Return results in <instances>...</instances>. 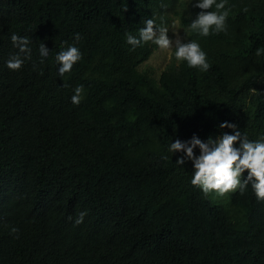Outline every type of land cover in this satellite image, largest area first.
I'll return each mask as SVG.
<instances>
[{"label":"trees","instance_id":"1","mask_svg":"<svg viewBox=\"0 0 264 264\" xmlns=\"http://www.w3.org/2000/svg\"><path fill=\"white\" fill-rule=\"evenodd\" d=\"M195 3L0 0V264H264V200L251 184L229 193L232 220L192 186V162L168 152L193 134H232L224 122L264 137V0H228L227 32L208 37L185 33ZM161 16L200 43L209 71L175 56L157 76L138 69L158 46L130 50L126 34ZM13 33L32 50L15 71ZM70 45L82 58L60 77L55 57Z\"/></svg>","mask_w":264,"mask_h":264},{"label":"clouds","instance_id":"2","mask_svg":"<svg viewBox=\"0 0 264 264\" xmlns=\"http://www.w3.org/2000/svg\"><path fill=\"white\" fill-rule=\"evenodd\" d=\"M228 0H196L194 7L201 11L185 31L195 33L201 37L209 35H218L221 32H227V19L230 8H227ZM166 7V5H161ZM214 9V10H212ZM247 11V8L244 9ZM160 24L157 25L155 18L146 19L144 27L138 29V36L132 35L131 32L126 34V42L131 45L130 50H135L143 44L152 43L161 50L175 49L174 56L177 62H186L189 68L199 69L201 72L210 70V63L206 52L201 48L197 40L191 39L184 42L177 30H172L175 40L169 38V28L165 26L164 17L161 16ZM77 41L80 39L79 33L74 37ZM14 47L18 52L12 55L7 61V67L10 70H20L25 60H30L31 41L28 37L18 36L13 33L10 37ZM66 43V42H65ZM39 54L41 63L43 58L49 54V49L44 43L39 45ZM262 54L261 49L256 50V55ZM82 58L81 52L76 46H68L66 50H61L55 57L60 67L58 74L63 77L65 73L72 70ZM64 86H67L66 84ZM74 95L71 102L79 105L83 99V86H77L74 89ZM220 128H230L232 134L227 132L222 135L209 136L207 140H202L196 134L186 141L176 139L171 142L168 152L183 153L177 158L176 164L183 166L186 161L193 164V175L191 184L203 191L207 196L215 192L218 196L223 197L230 192L239 190L243 194L249 184L258 200H264V137L259 140L251 141L246 133H242L236 124L224 122L219 125ZM237 143L239 146H237ZM199 149V155L195 149ZM167 159V157H164ZM247 171V177L242 180V174ZM86 211H81L74 223L79 225L83 222ZM71 219V217H69ZM12 233H18V229L11 228Z\"/></svg>","mask_w":264,"mask_h":264},{"label":"rangeland","instance_id":"3","mask_svg":"<svg viewBox=\"0 0 264 264\" xmlns=\"http://www.w3.org/2000/svg\"><path fill=\"white\" fill-rule=\"evenodd\" d=\"M168 36L173 41L175 40V35L172 30H177L180 37L184 41L185 34L182 29L179 27L178 22L174 19L168 26ZM175 49H168V50H161L158 47L152 51L150 56L143 61L139 66L138 69H145L149 68L152 70L155 76L159 74V72L170 62L172 56H174ZM176 61V59H175ZM210 200L213 204L220 205L224 208L225 212L227 213L228 217L234 220L237 217L241 216V211L234 208L228 200L229 193L223 197L218 196L215 192L210 193L208 195Z\"/></svg>","mask_w":264,"mask_h":264}]
</instances>
